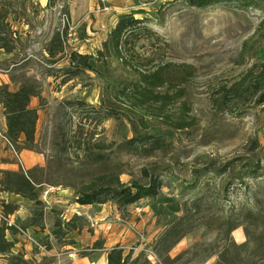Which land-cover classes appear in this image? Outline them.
Wrapping results in <instances>:
<instances>
[{"label":"rangeland","instance_id":"rangeland-1","mask_svg":"<svg viewBox=\"0 0 264 264\" xmlns=\"http://www.w3.org/2000/svg\"><path fill=\"white\" fill-rule=\"evenodd\" d=\"M262 6H244L241 0L200 9L188 0H0V36L12 46L9 53L0 49V85L14 90L30 81L44 91L40 99H31L38 120L35 146L27 152L35 159L19 166L45 168L39 225L25 226L37 207L32 201L7 197L21 206L13 222L45 247L41 251L19 238L18 252L29 264H106V252L115 245L134 256L142 252L155 264L160 261L156 243L177 222L182 236L168 251L170 259L196 243L210 249L167 264H214L217 255L205 257L228 240L249 242L247 257L237 264H264V101H258L264 94ZM141 9L136 17L146 18L153 33L137 43L132 64L142 71L185 65L190 74L159 87L157 99L149 98L134 114L135 101H122L112 90L135 80V70L116 60L110 67L91 61L94 71L69 81L63 70L71 51L94 55L119 15ZM56 32L62 34L64 52L53 63L46 48ZM107 106L117 114L107 117ZM139 114L140 133L149 138L128 144L134 132L127 117ZM257 158L261 177L240 184L236 177L242 164ZM209 166L219 171L203 173ZM109 171L121 172L124 184H146L144 174H152L161 188L156 197L123 209L111 202L79 203L76 191ZM57 221L61 228L76 229L56 238Z\"/></svg>","mask_w":264,"mask_h":264},{"label":"trees","instance_id":"trees-1","mask_svg":"<svg viewBox=\"0 0 264 264\" xmlns=\"http://www.w3.org/2000/svg\"><path fill=\"white\" fill-rule=\"evenodd\" d=\"M225 1L227 0H188V4L200 9ZM241 1L244 3V6L262 3V7L264 8V0ZM142 12L143 10L141 9L119 15L116 24L113 26L112 30L109 31L110 33L106 39L102 41V48L98 49L94 55L87 53L80 54L76 51H71L68 54L69 66L63 70L66 81L77 77L84 73V71H94V64L91 61H94L97 64L100 63L105 67H110L112 61L116 60L117 62H120L126 70H135L133 74L136 79L128 81V83L119 90H112V94L118 96L122 101H135L131 105H133L134 114H138L137 110L142 109L144 103L149 98L153 97V99H157L156 91L159 87H168L172 86L176 81L187 80L190 73L187 70L188 67L185 65L165 64L157 66V68L152 71H142L132 64V59L130 57L131 53L136 48L137 43L142 38L152 36L153 33L146 24V18L136 17V15L141 14ZM3 19L4 17L1 18V20ZM1 33L0 30V35ZM53 34L54 35L46 49L48 56L51 59H54V63L59 59H55L54 57L61 55L64 52V49L61 32ZM0 49L7 53L12 51V46L8 40L2 36H0ZM184 69L187 72L181 73V70ZM252 86L255 87V83L252 84ZM263 95L264 94L258 99L259 103L264 101ZM32 98H41L40 89L33 82L27 81L22 83L14 90H9L7 84L0 85V105L3 110L6 124L4 136L9 140L17 153L22 150H33L35 146L38 109L30 105ZM164 98L165 96L161 97V99ZM111 102H114V99ZM115 114H117V112L112 106L106 107L107 117L115 116ZM139 116L140 114L136 116L138 119L127 117V119L131 120L132 131L134 132V138L130 139V141L127 142L128 144L138 141L144 143L146 138H149L147 134L142 135L140 133L139 123L143 124V120L142 116ZM221 170H227L226 165L222 167ZM262 170L263 166L261 165L260 158L249 160V162L242 164V168L240 169V172H238L236 179L240 184H243L244 179H257L261 177ZM218 171L219 169L215 166H209L203 171V173H217ZM120 174L121 172L109 171L92 178L90 182L76 191L75 196H77V201L85 205H103L104 203L111 202L117 209H123L142 198H153L158 195V191L161 188V180L157 176L146 173L144 174L148 179L146 184H142L136 180H132L129 184H124L119 178ZM1 175L0 192L18 195L25 200L32 201L37 206L33 211L34 213L32 216L26 221L25 226H38L44 215L41 208L42 204L39 200V189L43 183L46 182L45 168L36 166L28 170H23L22 168L13 171L1 170ZM38 205H40V207H38ZM1 206L2 212L6 216H12L19 207L17 202H3ZM179 225L180 222H177V224L175 223L169 227L156 243V252L158 253L160 261L155 264H167L168 262L178 260V258L184 255L193 253L194 251L195 254H197L198 249H201L203 252L210 249L209 247H203L196 243L190 249L179 254L176 258L170 259L168 251L178 243L182 236V232L179 230ZM54 226H56V228L52 230V233L56 238L64 237L76 229L75 225L69 226V224H66L67 227L61 228L60 221L55 222ZM59 228L62 231L60 234L57 231ZM231 228L232 231L236 227L233 226ZM7 231H10L12 234H15L16 232L13 227L5 226L4 222H1L0 264H29L22 253L18 251L13 252L15 242L7 239ZM98 244V241L94 242V245ZM248 244V241L237 244L233 240L224 241L218 252H211V250L205 258L208 259L212 255H217L214 264H237V261H241L247 257ZM106 254V264H152L148 261L144 253L141 252L134 256V253L131 250L125 251L121 245L111 247Z\"/></svg>","mask_w":264,"mask_h":264},{"label":"crops","instance_id":"crops-1","mask_svg":"<svg viewBox=\"0 0 264 264\" xmlns=\"http://www.w3.org/2000/svg\"><path fill=\"white\" fill-rule=\"evenodd\" d=\"M111 1H113V0H111ZM85 11H86V8L84 9V12ZM116 22H115V24H116ZM94 27H97V25H95ZM88 32L91 33V34H94L90 30H88ZM43 92L44 91H40V94L42 96H44ZM30 103H31L32 107H35V102L31 101ZM36 107H37V102H36ZM5 131H6V124H5L4 117L2 116L0 118V169H2V170H11V171L19 170V166L23 165V160L24 159L27 162L32 163V161L35 158L33 156H31L27 152L28 150L27 151L23 150V151L19 152L18 155H16V154L13 153V150L9 146H7V144L1 138V135H4ZM1 157H8L9 160H2ZM36 163H38L40 166H42L41 160H39V158H36ZM31 165H33V164H31ZM31 165L29 167H31ZM26 169H28V168H26ZM8 195H12V194H9V193H6V192H0V199H6V202H7L8 199H10L12 201L13 200L12 198H7ZM17 203H18V201H17ZM20 209H21V206L19 205L18 209L14 212V214L12 216H10L12 221H14L13 219H15L16 216L21 214V210ZM29 215L30 214L28 213L26 215V217H28ZM6 237H7L8 240L13 241V242H14L15 237L18 238V239L20 238V237H18L16 235V233L12 234L10 231H7ZM21 245H22V242H21V239H19L18 242H15V245H14V248H13V252L18 251L19 250L18 247L21 246ZM24 247L28 248V245H24ZM24 257H27V256L24 255ZM105 258H107V255H106ZM106 261H107V259H106Z\"/></svg>","mask_w":264,"mask_h":264},{"label":"built area","instance_id":"built-area-1","mask_svg":"<svg viewBox=\"0 0 264 264\" xmlns=\"http://www.w3.org/2000/svg\"><path fill=\"white\" fill-rule=\"evenodd\" d=\"M107 8H105L106 10ZM1 138L4 140V142L7 144V146H9L12 150L13 153L18 155L19 153H17L13 146L10 144L9 140L6 139V137L4 135H1ZM53 188L47 189L44 191L45 194H47L50 190H52ZM0 222H4L5 226H11L14 228V230H16V235L18 237H20L23 241L36 246L39 250L41 251H45V247L43 245H41L32 235L31 231H29V229H25L23 227H21L20 225H18L17 223H14L11 220L10 216H6L3 212H2V206L0 205ZM70 258H75V254L73 252H70L69 254Z\"/></svg>","mask_w":264,"mask_h":264}]
</instances>
